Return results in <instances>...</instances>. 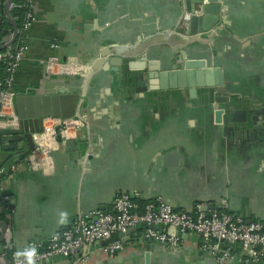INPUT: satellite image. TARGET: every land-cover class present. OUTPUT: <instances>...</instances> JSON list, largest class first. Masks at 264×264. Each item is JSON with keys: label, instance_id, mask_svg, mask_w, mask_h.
<instances>
[{"label": "crops", "instance_id": "0c3cea01", "mask_svg": "<svg viewBox=\"0 0 264 264\" xmlns=\"http://www.w3.org/2000/svg\"><path fill=\"white\" fill-rule=\"evenodd\" d=\"M190 1L36 0L33 23L23 32L27 50L16 70L15 95L51 94L60 87L83 95L84 75L48 71L52 57L64 62L77 56L90 65L109 48L102 62L109 67L92 78L80 111L85 123L72 137L76 144L53 150L51 171L27 164L26 139L27 154L3 164L17 167L0 172V264L32 239L44 245L84 211L111 209L119 191L141 200L162 195L186 210L225 201L247 220L264 218V0H207L220 3L219 14L230 23L218 22L213 37L208 30L201 33L210 37L186 42L181 34L189 26H179L184 13L194 4L202 14L206 3ZM7 2L0 0L6 14ZM113 46L126 47L120 81L111 79ZM184 50L189 58L220 66L227 88L216 85L211 96L198 87L194 97L188 87L152 88L161 82L158 76L152 81L150 66L171 69ZM80 138L88 139L86 151ZM11 152L0 143V161ZM61 212L68 214L65 224L59 223ZM178 234L174 246L136 228L123 235L124 247L114 255L99 242L52 264H145L149 250L152 264H218L201 249L199 233ZM238 256L227 264H244Z\"/></svg>", "mask_w": 264, "mask_h": 264}, {"label": "built area", "instance_id": "2783aa9c", "mask_svg": "<svg viewBox=\"0 0 264 264\" xmlns=\"http://www.w3.org/2000/svg\"><path fill=\"white\" fill-rule=\"evenodd\" d=\"M36 0H23L26 11L19 27L16 40L7 46L0 56H8L7 73L4 78L0 98V128L19 127L15 109L14 83L16 70L24 57L27 46L23 40V32L35 18ZM196 9V8H195ZM199 9L195 12L198 13ZM193 12L186 11L180 23V28L189 26ZM4 16L0 6V23ZM13 32L10 34L12 35ZM9 36L6 40H8ZM60 64L63 69H60ZM89 64L82 62L77 56H70L61 62L52 57L47 63L48 71H71L84 75ZM84 113L69 117L48 115L43 119V128L33 132L34 148L25 157L27 164L45 172L53 169V150L67 143L75 136L76 129L84 125ZM17 163L2 165L0 172L4 175L16 169ZM6 206L10 208V194H3ZM139 222L166 225L170 229L147 227L145 235L176 246L179 232H197L201 235V249L216 258L218 264H227L238 257L244 264H259L264 258V218L247 220L242 215L228 209L224 201L219 207L205 209L202 203H197L193 209H177L162 195L141 200L130 192L119 191L115 194L111 209L94 208L80 213L73 223L56 231L48 242L42 245L37 240H30L20 250L13 251L9 260L11 264H24L21 256L17 261L15 254L25 248L37 249L36 261L56 257L70 256L78 253L83 246L90 247L105 241L102 247L110 255L124 247V233L130 226ZM237 247L242 250L238 253Z\"/></svg>", "mask_w": 264, "mask_h": 264}, {"label": "water", "instance_id": "95a60500", "mask_svg": "<svg viewBox=\"0 0 264 264\" xmlns=\"http://www.w3.org/2000/svg\"><path fill=\"white\" fill-rule=\"evenodd\" d=\"M14 0H8L7 2V16L10 18L13 24V34L11 37L0 44V49L2 47H7L12 44L17 36L19 25L17 21L11 14L10 5ZM201 3H204L205 0H197ZM191 4L190 0H187ZM195 5H190L188 11L193 12L190 17L189 29H186V32L182 33L181 36L186 39V42L191 41V39H204L206 36L202 35L201 32L211 31V35L215 34V26H219L220 22L230 23V20L226 18L224 14H219L220 3H209L206 0L205 5L203 6L202 14L195 12ZM210 12V14H209ZM213 13V14H212ZM199 22L202 25L199 27ZM219 22V24H218ZM192 36V37H191ZM185 42V43H186ZM187 45V44H186ZM112 48L116 49L117 53L114 59H112L113 66L112 70V81H120L122 75L118 73L120 68L121 51L126 49L125 46H113ZM109 48H102L101 54L99 57L95 58L92 64L89 65L87 72L84 74L83 82V95L80 96L78 92H72L67 90L64 87H60L56 93L51 94H40V93H23L16 94L14 97L15 109L19 121V129L16 130H1L0 131V143L3 144V147L8 150H14V153H9L6 157L0 161V166L3 165L7 160L11 159L12 161H18L27 154V150L24 147L23 140L26 139L29 142V148L32 150L34 148V139L33 132L38 131L43 128V119L48 115L69 117L73 116L75 112L81 113L83 103L86 100L88 88L91 84V80L99 69L108 68L107 64H102L103 57L109 52ZM178 63H181V66H178ZM157 65V63H156ZM173 67L171 69H163L158 72L155 70L159 69L157 66H150L153 70L149 75L155 78L152 80L154 83L157 81V76L160 78L161 86L152 87V88H161V89H172V88H189L191 96H195L198 91V87L208 88L209 94L214 95L215 86H219L222 89H226L227 86L223 85L224 78L222 75V69L220 66L216 65L208 66L204 64L203 60H198L194 58H189L187 52L184 50L180 56H177V60L173 62ZM99 68V69H98ZM144 80V78H143ZM95 83V82H94ZM146 89V88H145ZM2 93V86L0 82V98ZM215 96V95H214ZM79 99V100H78ZM216 99L224 100L226 96L217 95ZM8 129V128H7ZM82 143L80 147L85 148V151L88 146L87 138L79 139ZM77 139L70 138L68 143L71 147L76 144ZM214 205L210 203L205 205V209L213 207ZM5 227L7 226L4 222ZM162 224H154L147 222H139L135 225L130 226L122 235L129 233L132 229L136 228H147L153 227L158 228ZM151 239V238H150ZM105 243V241H102ZM57 257H64L63 255H58L56 257H51L47 259H42L36 261V264H52L54 259ZM145 264H152V253L151 250L147 251L145 256ZM7 263L11 264L10 260L7 258Z\"/></svg>", "mask_w": 264, "mask_h": 264}, {"label": "trees", "instance_id": "16d2710c", "mask_svg": "<svg viewBox=\"0 0 264 264\" xmlns=\"http://www.w3.org/2000/svg\"><path fill=\"white\" fill-rule=\"evenodd\" d=\"M26 11V7L23 3V0H15V4L11 9V14L14 19L17 21L19 27L22 25V20ZM13 32V24L10 18L4 13V16L0 23V44H2ZM7 50V47H2L0 52L4 53ZM8 56H0V82L2 88H4V78L7 73L8 66Z\"/></svg>", "mask_w": 264, "mask_h": 264}, {"label": "clouds", "instance_id": "9594fccd", "mask_svg": "<svg viewBox=\"0 0 264 264\" xmlns=\"http://www.w3.org/2000/svg\"><path fill=\"white\" fill-rule=\"evenodd\" d=\"M68 214L66 212L60 213V224L67 223ZM17 261L22 256L24 258V264H36L37 249L35 247L25 248L23 252H17L15 254Z\"/></svg>", "mask_w": 264, "mask_h": 264}]
</instances>
